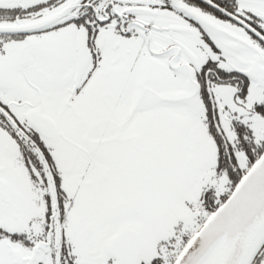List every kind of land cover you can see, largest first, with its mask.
Returning a JSON list of instances; mask_svg holds the SVG:
<instances>
[{"label":"snow or ice","instance_id":"snow-or-ice-1","mask_svg":"<svg viewBox=\"0 0 264 264\" xmlns=\"http://www.w3.org/2000/svg\"><path fill=\"white\" fill-rule=\"evenodd\" d=\"M0 264H264V0H0Z\"/></svg>","mask_w":264,"mask_h":264}]
</instances>
